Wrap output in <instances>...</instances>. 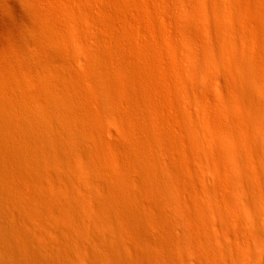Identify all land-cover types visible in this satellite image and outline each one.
Listing matches in <instances>:
<instances>
[{
  "label": "rangeland",
  "instance_id": "obj_1",
  "mask_svg": "<svg viewBox=\"0 0 264 264\" xmlns=\"http://www.w3.org/2000/svg\"><path fill=\"white\" fill-rule=\"evenodd\" d=\"M205 2L0 0V264L264 252V0Z\"/></svg>",
  "mask_w": 264,
  "mask_h": 264
},
{
  "label": "bare ground",
  "instance_id": "obj_2",
  "mask_svg": "<svg viewBox=\"0 0 264 264\" xmlns=\"http://www.w3.org/2000/svg\"><path fill=\"white\" fill-rule=\"evenodd\" d=\"M205 3H206L205 0H203V4L204 5H205ZM230 18H232V19L235 18V20L236 19L239 20L238 15L235 14V13H233V15L230 14ZM234 21L230 20L229 23H235ZM253 49L255 51L254 50L251 51L250 49H246L245 50V57L243 58V60H247L245 62H249V59L258 60L259 56H264V55H261L260 53L257 52V44H254ZM223 81H224V79L220 80V83H219V88L220 89H221V87L223 85ZM247 82L250 85V93H253L255 78L253 76H250L247 79ZM203 94L207 95L208 91L207 90H203ZM196 104H197L198 108L201 111H203V112L209 110L207 107H204L200 102H197ZM254 125H255V127L253 128L254 129L253 130L254 131V140H253L252 144H253V146L256 147L255 163H256L257 170H258L257 172L259 173L260 177L264 178V117H262L261 115H255V117H254ZM9 151H11V150H9ZM80 165L83 166V164H80ZM80 165H76L75 167L77 169H79ZM75 179L77 181H80V182L86 180L85 177H76ZM230 226L233 227L234 229H237V228L240 227V223H239V221L237 219H233V223H231ZM245 230L247 232L249 231L248 229H245ZM260 241H261V244L259 246V249H261L264 246L263 238ZM148 253H145L144 251H139L138 250V252H136L135 254L137 255V257L139 258L140 261H143V260L145 261V260H149L153 256V255L151 256ZM37 258H38V256H37ZM39 259H41V258L39 257ZM43 259H41V261H43ZM248 259H249V262L244 261L245 264H249V263L251 264L252 262H253L252 264H254V263L255 264L256 263L257 264H264V261H263L264 260V252L259 251V253L257 252V255L255 253L251 252L250 253V257ZM45 261H47V260H44L43 262L45 263ZM22 262L25 263V261H22Z\"/></svg>",
  "mask_w": 264,
  "mask_h": 264
}]
</instances>
